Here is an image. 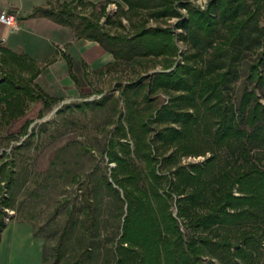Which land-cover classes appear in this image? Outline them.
I'll return each instance as SVG.
<instances>
[{
  "label": "trees",
  "instance_id": "16d2710c",
  "mask_svg": "<svg viewBox=\"0 0 264 264\" xmlns=\"http://www.w3.org/2000/svg\"><path fill=\"white\" fill-rule=\"evenodd\" d=\"M115 1L113 13L92 0L37 9L112 54L97 72L144 59L160 64L121 85L124 109L105 142L115 163L104 182L120 217L112 264H257L264 249V103L254 88L238 102L229 90L246 56L259 49L248 76L264 98V0ZM123 17L131 31H112L125 27ZM171 17L172 25L148 24ZM0 50L2 114L23 115L38 97L46 105L59 100L35 92L37 68ZM68 68L77 82L69 61ZM157 92L166 99L145 109L141 102ZM188 155L205 156L181 162ZM4 226L0 216V231Z\"/></svg>",
  "mask_w": 264,
  "mask_h": 264
},
{
  "label": "rangeland",
  "instance_id": "374dc122",
  "mask_svg": "<svg viewBox=\"0 0 264 264\" xmlns=\"http://www.w3.org/2000/svg\"><path fill=\"white\" fill-rule=\"evenodd\" d=\"M205 1L194 0L202 6ZM94 2H107L109 13L116 9L115 0ZM89 9L86 6L81 12ZM71 19L78 20L75 15ZM122 20L124 28L111 30L131 31L127 19ZM175 20L150 19L148 24L172 25ZM178 45L184 50V43L178 41ZM258 52L246 56L231 83L235 102L245 88H254L264 103L263 89L248 76L247 63ZM158 69L160 64L149 59L123 63L105 73L79 67L74 68L77 82L72 83L65 81L64 72L53 76L48 74L49 67H43V74L35 79L40 90H34L58 101L46 105L38 97L17 117L2 114L0 106V216L5 222L0 231V264L113 263L119 201L104 182L105 176L111 180L110 167L115 163L104 151L105 142L124 109L121 85ZM150 96V103L141 102L147 110L166 99L163 92ZM204 156H183L181 162ZM257 264H264V249Z\"/></svg>",
  "mask_w": 264,
  "mask_h": 264
},
{
  "label": "crops",
  "instance_id": "0c3cea01",
  "mask_svg": "<svg viewBox=\"0 0 264 264\" xmlns=\"http://www.w3.org/2000/svg\"><path fill=\"white\" fill-rule=\"evenodd\" d=\"M70 1L0 0V12L7 10L16 15L13 25L0 21V47L20 55L37 68L34 81L43 74V67H49L48 74L56 76L55 72H64L65 81L76 83L70 75L68 61L75 74L74 68L90 66L97 71L113 60L112 54L97 41L77 38L70 27L37 11ZM24 73L28 74V71Z\"/></svg>",
  "mask_w": 264,
  "mask_h": 264
},
{
  "label": "built area",
  "instance_id": "2783aa9c",
  "mask_svg": "<svg viewBox=\"0 0 264 264\" xmlns=\"http://www.w3.org/2000/svg\"><path fill=\"white\" fill-rule=\"evenodd\" d=\"M203 1H205V0H203ZM201 5H202V3H201ZM0 21L5 23V24L13 25L16 23V15L14 12L2 10L0 12Z\"/></svg>",
  "mask_w": 264,
  "mask_h": 264
}]
</instances>
